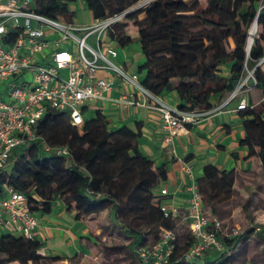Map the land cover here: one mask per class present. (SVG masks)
<instances>
[{"label":"trees","instance_id":"1","mask_svg":"<svg viewBox=\"0 0 264 264\" xmlns=\"http://www.w3.org/2000/svg\"><path fill=\"white\" fill-rule=\"evenodd\" d=\"M77 1L81 0H32L30 9L74 22L76 10L71 4ZM82 1L93 20L126 12L107 28L109 40L121 47L139 42L144 57L137 67L141 84L156 96L175 92L181 110L217 107L236 87L247 56L249 68L264 56V7L259 10L258 0ZM256 17L258 30L247 54L248 32ZM132 26L138 35L129 33ZM254 75L255 89L263 95L264 67H257ZM250 99L259 100L251 92ZM239 114L245 132L240 145L247 148V158L260 161V171H254L251 178L255 183L264 174V102ZM37 133L52 146L68 147L70 153L46 151L39 141L14 148L7 164L0 168V189L10 185L23 192L28 209L36 215L51 213L57 200L68 210L74 209L77 217L106 210L126 240L109 248L143 264L137 249L157 242L161 227L172 228L174 222L165 218L157 206L156 189L168 177L167 165H156L142 152L140 129L126 124L112 128L101 110H95L94 116H86L83 124L76 126L67 111L53 109L39 120ZM236 181L234 168L220 169L213 164H207L197 178L205 212L224 224L230 215L225 206L233 198ZM252 233V228L235 236L220 233L225 251L211 250L207 252L212 253L210 260L204 259L205 254L193 261L181 258L193 242V237L185 234L167 264H237L238 254ZM259 235L264 239L262 233ZM42 250L43 242L37 237L28 239L8 232L0 235V264L61 259L47 256Z\"/></svg>","mask_w":264,"mask_h":264},{"label":"built area","instance_id":"2","mask_svg":"<svg viewBox=\"0 0 264 264\" xmlns=\"http://www.w3.org/2000/svg\"><path fill=\"white\" fill-rule=\"evenodd\" d=\"M31 2L0 0V85L33 73L32 81L24 79L20 85L10 84L0 92V168L7 164L14 148L34 141H39L46 151L68 155V147L52 146L37 133L39 120L46 111L55 109L67 111L73 125H82L87 111L93 110L96 103L107 100V92L117 87V79L132 90L114 98L115 104L122 108L142 106L159 111L162 128L170 137L186 130L188 125L200 123L212 113L221 112L229 103L236 102L234 110L240 111L264 102V94L258 101L250 99V92L257 85L254 71L259 66L264 67V56L254 68L248 67L247 56L243 73L225 103L207 111H185L152 94L141 84L138 73L130 74L114 61L118 50L112 41L103 45L107 28L126 12L80 25L39 14L30 9ZM263 7L261 5L259 10ZM257 30L258 24L255 26L253 21L248 32L247 54L248 44L250 42L251 47ZM92 35L95 39L90 43L88 39ZM101 71L109 74L100 75ZM138 95L148 100H140ZM181 169L189 178L188 206L183 209L177 205L174 192L168 186L156 189L157 206L174 226L161 227L157 242L137 249L143 264H167L183 230L193 237V242L181 256L184 261L196 260L211 250L226 249L219 236L220 233L225 235V224L205 212L193 166L182 161ZM39 227L38 216L28 209L27 196L4 185L0 189V235L8 232L33 239L37 237ZM239 232L234 229L229 236Z\"/></svg>","mask_w":264,"mask_h":264},{"label":"crops","instance_id":"3","mask_svg":"<svg viewBox=\"0 0 264 264\" xmlns=\"http://www.w3.org/2000/svg\"><path fill=\"white\" fill-rule=\"evenodd\" d=\"M109 42L110 40L103 42V45ZM113 44L118 50V57L114 61H120L127 70L136 71L138 65L134 66L135 63L139 65L143 63L144 57L139 42L126 47ZM99 74L107 76L109 73L101 71ZM117 83V87L107 92V100L100 101V106L95 104L94 112L101 110L108 117L112 128L126 124L132 129H140V149L152 158L156 165L166 163L168 177L161 186H168L174 192L175 203L183 209L188 206L189 178L181 169L182 161L189 162L193 166L196 178L203 174L207 164L216 165L220 169L234 168L237 172V180L238 174L242 176L249 174L254 179V171H260L259 159L247 158V148L240 145V139L244 137L245 132L239 111L234 110L236 102L229 103L222 107L221 112L212 113L204 117L200 123L188 125L186 130L170 137L169 132L162 128L159 111L142 106L122 108L115 104L114 98L132 90L131 87L121 85L119 79ZM138 97L143 101L148 100L143 95ZM158 97L173 107H179L180 101L175 92H166ZM223 103L225 99L218 106ZM236 184L237 181L234 187ZM103 212L108 216V220L98 223L96 217ZM100 213L77 217L74 209L68 210L62 203L58 212H55L54 208L51 213L38 214L40 227L37 238L44 244L42 252L47 256L61 257L57 261L61 264H68L74 257L87 262L90 261L86 258L97 259L95 250L102 248L100 234L105 227L103 224H106V229L111 226V222L112 226H115L106 210ZM210 258L212 253H206L204 259L210 260ZM31 263L30 261L27 264ZM10 264H18V262Z\"/></svg>","mask_w":264,"mask_h":264},{"label":"rangeland","instance_id":"4","mask_svg":"<svg viewBox=\"0 0 264 264\" xmlns=\"http://www.w3.org/2000/svg\"><path fill=\"white\" fill-rule=\"evenodd\" d=\"M263 1V2H262ZM257 4L264 6V0L255 1ZM144 1L140 2L138 5H141ZM71 7L76 10V18L75 23L77 24H85L92 23L93 18L91 16V12L86 8L85 3L81 1H77L71 4ZM77 34H81L79 31H76ZM129 33L136 36L138 35V31L135 27H131ZM95 36L92 35L89 37L88 42L93 43ZM103 42H107L109 40L107 33L105 32L103 36ZM120 64V61H116ZM143 62V61H142ZM139 65V63H135ZM134 69V68H133ZM225 72V67H223ZM136 70V69H135ZM129 73H138V69L133 71L132 69L128 70ZM229 70L226 69V72ZM139 74V73H138ZM139 76H141L139 74ZM32 81L33 73H27L23 77H20L13 82L7 80L4 84L0 85V92L3 91L4 88L12 84L20 85L23 80ZM251 94L259 99L262 95L258 93L257 89H253ZM6 99L9 101L10 97L7 96ZM214 101V100H213ZM97 106H100V103H96ZM87 116H94V110H89L86 113ZM238 174V180L236 184L235 193L233 195L232 200L230 201L228 206H225V211H230V215L225 217V235H230V233L234 229H239V231H243L247 228H252L253 233L250 235L246 247L238 254V258L236 260L237 264H264V239L259 235L262 233L264 235V174L260 177V180L253 183L251 181V175H241ZM244 190V191H243ZM63 202L61 200H57L55 202V212H58L61 208V204ZM104 213V214H103ZM102 214L97 215L98 223L108 220V216L103 212ZM110 223V221H109ZM102 225V224H101ZM111 226L106 229V224L100 234V243L102 245L101 249H96L98 258L95 260L89 259L90 262L83 261L79 257L72 258L68 264H137L134 262L127 254L124 252H117L113 248L114 245H118L120 243H124L126 240L121 235L115 226ZM114 227V228H113ZM185 234L187 232L183 230L181 232V238L186 237ZM182 241L178 240L177 243ZM44 245V244H43ZM219 252H216V254ZM10 264V263H8ZM19 264V263H18ZM31 264H61L55 261V259L47 258L39 263L32 262Z\"/></svg>","mask_w":264,"mask_h":264},{"label":"water","instance_id":"5","mask_svg":"<svg viewBox=\"0 0 264 264\" xmlns=\"http://www.w3.org/2000/svg\"><path fill=\"white\" fill-rule=\"evenodd\" d=\"M257 22H258V17H256V19L254 20V24H255V26L257 25ZM250 42H249V44H248V52H249V50H250Z\"/></svg>","mask_w":264,"mask_h":264},{"label":"bare ground","instance_id":"6","mask_svg":"<svg viewBox=\"0 0 264 264\" xmlns=\"http://www.w3.org/2000/svg\"><path fill=\"white\" fill-rule=\"evenodd\" d=\"M253 33H254V28H253V30H252V32H251V34H252L251 37L253 36Z\"/></svg>","mask_w":264,"mask_h":264}]
</instances>
